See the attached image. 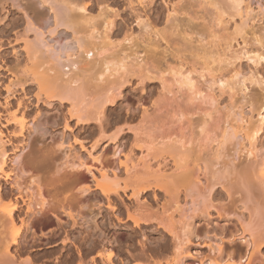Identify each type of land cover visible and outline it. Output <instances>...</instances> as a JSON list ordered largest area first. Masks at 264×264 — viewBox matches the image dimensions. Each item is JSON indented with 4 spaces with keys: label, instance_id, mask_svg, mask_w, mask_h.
<instances>
[{
    "label": "bare ground",
    "instance_id": "bare-ground-1",
    "mask_svg": "<svg viewBox=\"0 0 264 264\" xmlns=\"http://www.w3.org/2000/svg\"><path fill=\"white\" fill-rule=\"evenodd\" d=\"M104 2L0 0L3 7L10 3L22 11L25 22L24 32L17 30L15 34V41L21 40L22 44L16 52L14 49L16 66H5L10 76L3 86L6 96L3 101L0 99V264H34L29 255L22 258V254L30 253L22 250V239L29 231L47 243L61 239L63 249L69 252L74 247L80 264H84L83 260L97 247L85 249V239L76 238L73 227L86 217L82 209L89 199L106 208L111 224L133 231V235H128L114 230L110 238L115 242L108 238L102 243L94 252L96 255L90 257L91 264H264V103L247 99L240 107L237 99L232 101L233 97L229 104L218 100L211 93L214 84L222 90L230 89L232 82L215 74L214 58L209 55L199 71L196 67L182 68L184 71L173 67L160 70L158 66L150 69L149 57L140 56L130 44L131 34L125 38L129 44H118L120 48L111 40L114 16L118 14ZM223 2L204 3L217 12L234 8L245 27L255 22L249 1L229 0V7ZM176 9L170 8V18L176 17ZM141 16L137 17L138 23L149 26ZM218 21L224 22L222 18ZM209 26L208 29L213 27ZM208 29L207 33L201 31L209 36L214 31ZM200 30L198 33L205 37ZM243 31L237 49L233 43L228 44L226 57L238 52L251 61L264 60V52L248 48L250 40H256L257 29ZM193 72L201 74L204 84L213 85L211 92L208 87H200L203 83L195 80ZM155 76L162 81V88L159 96L152 98L145 84ZM134 84L142 87V94L136 99L138 105L124 102L129 122L117 125L120 127L108 134L110 116L114 114L111 110L124 99L123 89ZM56 101L59 105L67 103L62 124L69 133L41 147L53 165L49 175H45L34 159L37 150L30 148L24 156L30 157L27 160L21 152L36 145L38 141L35 139V143L32 135L37 128L48 129L46 124L50 121L41 119L39 107ZM245 104L251 106L250 113L257 109V117L254 112L247 115ZM92 125L98 130L96 135L101 136L91 137L95 134L88 131ZM86 132L90 133L88 137L84 136ZM127 134L133 138L129 147L122 143ZM100 141L114 143V155L120 153L118 161L103 160L100 154L93 153ZM55 145L65 147L64 155L57 154ZM123 145L126 151L121 150ZM64 179H72L70 185ZM150 191L156 200L155 210L142 199ZM122 193L133 199V205H123ZM223 196L229 199L228 203L222 202ZM229 203L231 206H227ZM229 217H235L241 230L239 238L247 246L245 254L237 257L233 250H226L235 236L226 237L223 229L221 233L207 229L204 235L192 229L195 220ZM150 220L157 221V226L173 241V247L169 249L166 243L154 247L144 241L143 227ZM140 235L142 239H137ZM194 236L199 238L195 245L205 248L197 255L192 252ZM123 239L126 243H122ZM115 243L118 247H114ZM120 254L125 258L118 260Z\"/></svg>",
    "mask_w": 264,
    "mask_h": 264
},
{
    "label": "rangeland",
    "instance_id": "rangeland-1",
    "mask_svg": "<svg viewBox=\"0 0 264 264\" xmlns=\"http://www.w3.org/2000/svg\"><path fill=\"white\" fill-rule=\"evenodd\" d=\"M203 1L205 2V0H106V2H104L103 4L108 5L107 7L113 10L112 12H115V14H118V16L116 15L117 17L114 16L116 22L114 26L115 28H113L114 29L112 32L113 34L111 33L112 35L111 40L114 42V44H117L118 48H120L118 44L123 45V46H124V43L125 45L129 44L128 42L125 41V38L131 34L132 36L131 35L130 36L133 38L130 44H133V49L137 50L140 56L144 57L145 55L147 58L149 57L147 61L148 60L150 61L152 57L155 60L153 61L152 59L150 62L148 61V64L150 63L149 65H151L150 69H154L152 67L156 68L158 66L157 67L158 69L161 70L162 68L165 69L166 67L168 71L169 69L173 67V69L175 68V70L179 71V69L181 70L182 68L186 70L188 68V70H190L192 69V67H196L198 68L197 70L199 71L201 64L206 59H208V57L210 56V58L212 59L214 58L215 63H212V64H214L215 66V71H216L215 74L219 73L218 75L220 76L222 74L225 77V78L223 77L224 79L231 80L230 83L231 82L232 83L230 85L232 87H230V89L227 87L226 89L221 90V88H219L218 86L219 84H214V86L210 84V87L213 86V88H211V91H214V92H211L209 89L210 88L209 85L204 84L206 83V81L202 82L203 77L201 78V74H197L198 71L197 73L193 72L195 76V80L196 79L197 81L200 80V82L203 83L202 86L204 87L200 86L201 88H204L205 90V88L207 89L208 87L209 90L207 91H210L215 96L217 95L216 98L218 97V100H221V102L223 100L225 104L226 102L227 104L231 102L229 100L230 97H233V100L231 99L232 101L238 100L239 102L237 101V103L236 102L235 103L238 104L237 106H240V107H242L241 106L242 103L244 104V101H247V99L253 100L254 102L264 103V60H261L260 62L251 61V60H248L246 56L238 54V52L233 53V56L227 55V57L224 54L225 49L228 47L229 43H233L235 46V49H237L238 47L237 41L238 43H241V40H242L241 37L244 35L243 29L245 28V31H246V30H249L250 27H255L257 31H256V35L254 36L256 37V40L252 41L251 39L250 40L251 43L248 44L249 45L248 48L252 50L255 49V50L264 52V0H243L247 2L249 1L254 9L253 14H254L255 22L251 23L250 26L248 27H245L244 25H242L240 15L235 13L234 8L231 7V10H229L230 8L228 9L226 8L227 10L222 8V12L221 10H218L217 12L216 8H213L212 6H208V4L204 3ZM223 1L227 3V7H229L228 6L229 0L228 1L221 0V2ZM224 2L223 4L225 5ZM4 6L6 7H3L2 3H0V45L3 44L0 47V65H2L0 66V91H2L1 93L3 94V95L1 94L2 97L0 99L2 101H3V96H6L5 90H3V86L5 82L8 81V77L10 76L5 66L6 64L8 66L10 64L11 65L10 67L16 66L15 52L18 49H20L19 47L22 44L20 42L21 40H19L20 43L18 41H15L16 40L15 38L17 37L15 36V34L17 35L16 33L17 30L18 32L19 31L22 32L25 29L24 28L25 22L23 21L24 17L22 16L23 13H21L22 11H19L16 6L14 7L10 5V3H9V6L7 4ZM98 7H99V4H98ZM98 7H96L97 8L96 13L99 11ZM171 7H177L176 9L177 13H175L176 17L173 15V17L170 18L169 10ZM222 13H224L223 17L219 16ZM138 15L139 16L142 15L141 17L143 19L145 18L150 23V25L147 27H143L141 23H138V20H137ZM219 18H222L224 22L219 24L220 23L218 21ZM204 24H207V26L204 27L205 26ZM208 24H210L211 27L213 26L212 27L213 29L212 28L208 29ZM202 25L204 28L202 27ZM215 27H217V29ZM200 29L201 30L208 29V31H212V32L214 31L216 33L213 32L210 35L208 34L210 36L209 37V36H206L207 30L205 33L201 31ZM199 30L201 31V33L202 32L204 33L205 37H201L200 32L198 33ZM203 33H202V36H203ZM22 34L19 33L18 35H22ZM212 34L213 35L215 34V36H218L219 39L213 36ZM213 37H215V39ZM14 49H15V52H14ZM123 49L125 48L123 47ZM196 52H198L199 54ZM205 56H208V57H205ZM159 63H161L162 65H160ZM20 65H22L23 67V64H20ZM17 67L20 68L19 65ZM184 69L182 70L184 71ZM217 69L219 70L217 71ZM162 72H164V70ZM199 77L201 79H199ZM158 78L159 77L155 76V78L149 81H146V84H145L147 90L148 91L150 90L149 93L151 92L150 95L152 98L159 96L158 94H159L160 88H162L161 87L162 81L160 80L161 81L160 82ZM197 81H196L197 85L201 84L200 82H197ZM138 86L134 84V85H130L127 88L123 89L124 99L120 101L121 106H119L120 105L119 103L117 104L118 107L117 105H115L114 106L115 108L113 107L114 110H111V113H114V114L110 116L112 118V121H111L112 126L109 129V132L107 131L108 134H111L110 132L114 131L117 127H120L117 125L124 126V124H127V122H129L128 120L129 117L127 118L129 113L127 115L126 110H125L126 106H124L125 105L124 102L127 101L126 103L130 105L131 104L132 105L134 104L135 106L138 105L137 104L138 100L136 99H139V98H137V96L139 95L140 97L142 94L140 93L142 92L141 91L142 87H138ZM34 88L35 86L32 85L31 90H34ZM146 88L144 89L146 90ZM230 94L232 96H230ZM243 96H245L246 99L242 98ZM32 106L34 107V104ZM41 106L39 107V109H41L43 113L41 119L43 121H46V120L50 121L48 124H46V127L48 129L47 131H45V130H42L40 127L37 128L35 130L36 132H34L32 135V140H34L35 142V139H36V141H38L37 142L38 144L35 142L36 145L33 144V147L29 146L28 148H26L27 150L25 149L24 152H21V153H22V156L24 157L26 154L29 153L28 151L30 148L37 150V153H35L36 156L34 158L36 165H38V167L42 169V170L40 169L41 173H44L45 175L47 174L49 175V172L52 169L53 165H52L51 159L45 155L44 153L45 150L43 149L44 148L43 146L45 144H49L50 142H52L51 139H57V138L60 139L62 136L66 135L65 133H69V131L67 132V130L64 129V126L62 124L64 123L62 122L64 115L67 116V103H65L64 105H59V103L56 101L54 102L53 105L47 106L45 104H42ZM244 106H245L243 107L245 108L244 110L245 111L247 110L249 112L248 113L246 111L247 115L250 116V114L254 112L253 115L257 117L256 116L257 109L252 110V113H250L251 106L249 104L248 105L245 104ZM33 111L35 114L36 108H34ZM119 113L121 115H119ZM243 115L247 116L244 113ZM125 117H126V120H125ZM113 122H114V126H113ZM70 124L73 126L74 121H72ZM93 126L94 125H92L91 128L96 129V127L95 126L93 127ZM91 128L88 131L91 132L92 130L91 135H93L94 133L95 134L91 137H94L96 135V132H98V130L96 131L94 129L95 131L94 132L93 129ZM77 131L78 130H75V132ZM88 133L89 132H86L84 136L88 137ZM262 133L263 134L261 136L262 137L261 139L263 141L261 140L262 141V143L260 142L261 145L264 144V130ZM97 134L98 135L96 136L99 137L100 134L99 133ZM122 140H123L122 143L126 142L127 147H129V144L132 142L133 138H132V135L127 134V136H124ZM261 145L259 148H261ZM262 146L264 147V145ZM9 147H10L9 149H11V146ZM41 147H43L42 150L44 152H42V150L40 151ZM53 147L56 148V149L53 148L54 150H58V153H57L58 155L59 154L64 155L63 152H65L64 151L65 147L61 146L59 148L56 145ZM127 147L123 145V148L121 150L125 148V151H126ZM114 150H115V145L113 142L110 143L107 141H100L99 145L93 150V153L95 152V154H100L102 158H104L103 160L118 161V158L120 157L119 156L120 153L116 154L115 156ZM136 154H140V153L136 151ZM26 158H30V157L26 156ZM26 158L25 160H27ZM62 170L63 171H60L61 174L64 173V169ZM89 174L90 173H88V175ZM90 178H91V174H90ZM66 181L65 183L67 185H70V182L72 181V179L71 181L69 180L67 182ZM65 183L62 182V185L64 184L63 187L65 186ZM151 194H152V191L146 193L142 199L145 198L146 201H148L149 205L155 210L157 209V205L155 202L156 200H154L153 195L151 196ZM122 196H123V201H122L123 205L131 206V204L133 203L132 202L133 199L128 198L124 194ZM225 197L223 196L224 200H222V202L224 201L223 203L226 204L229 202L228 201L229 199ZM91 199H94V198L91 197ZM94 200L89 199L87 201L88 203H85L84 206L86 207L82 210L85 211V214L87 215L85 218H82V220L79 219L78 221L79 223H76V225L73 227L75 229L74 236H76V238L81 237L80 239L82 238L85 239L84 240L85 243L83 245L85 249L94 247V245H96L95 248L97 247L98 249L100 245H102V243L104 244L108 241V238H110L111 236L110 234L114 230L119 231V232L128 233V235L129 234L133 235V231L130 228H127L123 225L120 226L118 224L116 225L117 226L116 227L115 225L111 224L110 217H109V214L107 213L106 208H104L103 206L98 204V202ZM146 201L145 203H147ZM230 203H231V200H230ZM230 203L227 204V206L228 205L231 206ZM123 210H125V207H123ZM124 217H125V214H124ZM192 226H193L192 229L195 230L196 234L198 235L199 234L204 235L205 231H208V230L211 231L212 229L213 230L216 229L219 233H221V230L223 229L224 235H227L226 237L233 235L236 238L232 244L228 245V248L226 249L227 252L233 250L232 252L233 254L236 255V257L237 255L240 256L241 254H245L244 252H246L247 246H246V243H244L243 240L239 238L241 236V230H239V225L235 217H229L226 220L225 219L216 220L215 218H212L211 221H208V219L202 218L199 220H195ZM143 230L145 233L144 241H146L149 245L154 246V247H159L160 245H163L166 243L168 248L173 247V243H172L173 241L167 234H165V231L161 227L157 226V221L150 220V222L145 223ZM194 237H195L193 239L194 242L199 240L198 237L196 236ZM110 239L114 241L112 237ZM137 239H142L141 235L137 236ZM137 239H134L133 242L137 243ZM122 243H126V241L123 239ZM195 244L196 242L194 243V245ZM116 245L118 244L115 243L114 247ZM68 247L71 248L72 247L71 244L68 245ZM66 249L67 248L63 249V244L61 242V239H57L55 242L47 243L45 239L43 240L41 239L40 236L33 235L32 232L30 231L27 232L24 238L22 239V250L24 251L28 250L30 252V253L22 254V258H26L29 255L30 258L33 259L34 264H78V263L80 264V261H79L80 259H79L77 250L74 247H72V250L68 252ZM97 249H95L93 253L97 252ZM204 250L205 248H202V246L195 245L192 248V252L195 255H197L196 254L197 252L201 253ZM93 253H91L89 257L83 260L84 264L92 263L91 262L92 260L90 257L96 255V253L94 254ZM120 258H125V255L120 254V256L118 257V260Z\"/></svg>",
    "mask_w": 264,
    "mask_h": 264
}]
</instances>
